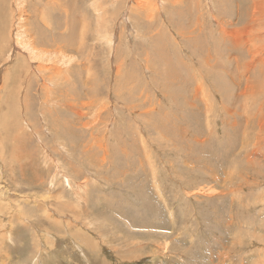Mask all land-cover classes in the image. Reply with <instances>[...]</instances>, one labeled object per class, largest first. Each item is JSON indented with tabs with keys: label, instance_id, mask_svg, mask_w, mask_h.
<instances>
[{
	"label": "rangeland",
	"instance_id": "obj_1",
	"mask_svg": "<svg viewBox=\"0 0 264 264\" xmlns=\"http://www.w3.org/2000/svg\"><path fill=\"white\" fill-rule=\"evenodd\" d=\"M129 1L47 4L34 36L72 44L60 76L11 78L24 62L1 57L0 264H264V41L217 34L247 0Z\"/></svg>",
	"mask_w": 264,
	"mask_h": 264
},
{
	"label": "bare ground",
	"instance_id": "obj_2",
	"mask_svg": "<svg viewBox=\"0 0 264 264\" xmlns=\"http://www.w3.org/2000/svg\"><path fill=\"white\" fill-rule=\"evenodd\" d=\"M19 1V0H18ZM30 1L31 0H24L23 2H20V4H21V7H19V6H17V7H19V8H22L21 10H18L17 12L15 11H12L13 13H11L10 12V14H9V16H7V17H3V13H2V10H0V16H2L1 18H0V35L1 34H3L1 37H0V60H2V55H3V53L8 49V51H9V54L12 52V56H14V57H16L17 56V60L18 61H20L21 59H22V62H24V63H21L20 65H18L19 66V71H18V73L17 74H13V75H10V77L11 78H16V77H33L34 75H40V73H42L44 76H43V78H47V79H51L52 77H54V76H60L61 75V70L60 69H58L56 66H55V64H57V61L58 62H60V60H59V57L58 56H53V55H64V50H63V48H65V46H66V44H65V42L64 41H62V42H59V43H56V41L58 40V38L60 37V35L58 34V36H56V38H57V40L56 41H54L53 43L51 42V43H42V41L43 40H45V37L43 38L42 37V35H40L42 32H43V27L45 28V29H51V27L49 26V24L47 23L48 21H46V22H44L43 20H46V19H44V18H47L48 17V15H45V11H46V7H47V4L48 3H50V8L51 9H47V11H50V10H57V9H60L61 7H60V4L58 5L57 3L60 1V0H56V1H54V2H51V0H46L43 4H41L39 1H37L36 0V3H34V5H36V4H39L40 5V8H34L32 5H31V3H30ZM143 1V0H142ZM145 1V0H144ZM175 1V0H174ZM261 1L262 0H247V2H245V3H247L248 5V7H246V4H245V6H244V4H242L243 6H239L238 7V5H236V8H235V12H234V15L233 16H231V20H230V18H229V20L230 21H225V22H220V25L218 26V28H219V30H217L218 32H217V34H221V37H222V39L223 40H225V41H228L229 42V45L227 46V49H228V51H231L230 49H235V50H239V49H241V47H246V52H249L250 54H252V52H253V50L251 49V47H250V44L251 43H253V44H251L252 46H254L255 47V44H254V42H256L255 41V39H257V41H264V39L263 40H261V36H260V38L259 37H256V36H254V33H256L254 30L255 29H257L258 31H263V26H261V28H260V22L263 20V18H264V16H261L260 15V10L258 9V7H260L261 5L263 6V4H261ZM7 2V1H6ZM16 2V1H15ZM64 2V1H63ZM131 2V4L133 3L134 5L136 4V6H135V9H136V11H138V10H142V8L144 7H142V4L143 3H141V1H139V0H130L129 1V3ZM159 2V1H158ZM210 2V1H209ZM222 2V1H221ZM175 3V2H174ZM13 5H14V3H12ZM11 4V5H12ZM62 4V3H61ZM149 4V3H148ZM183 4H184V2H183ZM193 4V3H192ZM196 4V3H195ZM18 5V4H17ZM55 5H56V7L57 8H55ZM175 5H177V2L175 3ZM15 6V5H14ZM149 6H151L150 4H149ZM183 6V5H182ZM5 7V6H4ZM9 7H11V6H9ZM16 7V6H15ZM16 7V8H17ZM49 7V6H48ZM15 8V9H16ZM64 8V7H63ZM158 5L155 3L154 5H153V12L152 13H148V15L145 17V20H146V18H147V20H149V21H151V20H153L155 17H157L158 16V14H156V13H159V10H158ZM262 8V7H261ZM260 8V9H261ZM9 9H11V8H9ZM147 9V8H146ZM244 10V12H239V10ZM264 9V8H263ZM262 9V10H263ZM13 10V9H12ZM63 10V9H62ZM144 10H145V8H144ZM54 11V12H55ZM143 11V10H142ZM9 12V11H8ZM238 12V16L236 17L235 16V13H237ZM51 13V12H50ZM56 13H57V11H56ZM59 14H60V12H58ZM125 13V12H124ZM138 13V12H137ZM136 13V14H137ZM145 13V12H144ZM52 14V13H51ZM61 14L63 15L64 14V11H63V13L61 12ZM161 14V13H160ZM254 14H256V15H254ZM134 15V14H133ZM59 16V15H58ZM261 16V17H260ZM197 17V16H196ZM228 17V16H227ZM50 18V17H49ZM211 18V17H210ZM4 19H5V21H4ZM255 19V20H254ZM61 20V19H60ZM199 20H200V18H199ZM213 22L215 23V24H217V21H216V17H214L213 19ZM77 21V20H76ZM187 21V20H186ZM264 21V20H263ZM64 21H62V23H63ZM255 22V23H254ZM53 23V22H52ZM57 23V22H56ZM120 23V22H119ZM198 23V22H197ZM254 23V24H253ZM64 24V23H63ZM78 24V23H77ZM127 24V23H126ZM119 25V24H118ZM121 25V24H120ZM61 26H62V24H61ZM66 26H67V24H66ZM55 27H56V25L54 26V28H53V30L55 29ZM60 27V26H59ZM64 27V26H63ZM195 27V26H194ZM31 29H34V30H31ZM67 29V28H66ZM62 31V30H61ZM65 31V30H64ZM63 31V32H64ZM77 31V30H76ZM60 32V31H59ZM62 32V33H63ZM36 33H40V34H38V35H40L41 37H42V39H41V44H45L46 45V47H49V49H44V48H42V50H38V48H37V44H36V42H38V38H35V36H34V34H36ZM44 34H45V32H43ZM66 33V32H65ZM65 33H63V36H64V34ZM122 33V32H121ZM180 33V32H179ZM199 33V32H198ZM56 34V33H55ZM66 35V34H65ZM39 37V36H38ZM65 37V36H64ZM66 37H68L67 35H66ZM118 37V36H117ZM158 37H160V36H158ZM48 38V37H47ZM46 38V39H47ZM55 38V37H54ZM53 38V40H55ZM69 38V37H68ZM183 38V37H182ZM185 38V37H184ZM187 38H189V37H187ZM38 39V40H37ZM52 39V38H51ZM50 39V40H51ZM53 40H51V41H53ZM182 40V39H181ZM212 40V39H211ZM46 41H48V40H46ZM69 41V40H68ZM180 41V40H179ZM184 41V40H183ZM247 41H249V43H247ZM44 42V41H43ZM70 42V41H69ZM70 45H72L71 43H68L67 42V46H69L70 47ZM39 46V45H38ZM67 46H66V48H67ZM19 47H22L25 51H26V54H27V56H25V55H23V54H21L22 52L19 50ZM161 47V46H160ZM185 47V46H184ZM215 47V46H214ZM226 47V46H225ZM40 48V47H39ZM65 48V49H66ZM71 48V47H70ZM185 48H187V47H185ZM259 48H261V47H259ZM71 49H73V48H71ZM243 49V48H242ZM189 50V49H188ZM259 50V49H258ZM209 51V50H208ZM227 51V50H226ZM260 51H261V49H260ZM67 53H73V52H71V51H66ZM188 52V51H187ZM210 52V51H209ZM264 52V51H263ZM262 52V53H263ZM193 53V52H192ZM245 53V52H244ZM259 53V51H257V52H255V53H253V55L256 57V55ZM261 53V54H262ZM239 54V53H238ZM242 54V53H241ZM65 55H67V54H65ZM162 55V54H161ZM6 56H7V54H6ZM29 56V57H28ZM194 56V55H193ZM207 56V55H206ZM252 56V55H251ZM10 57V56H9ZM241 57V56H240ZM12 58V57H11ZM57 58V61L55 62V59ZM232 58V57H231ZM8 59V58H7ZM14 59V58H13ZM191 59V58H190ZM235 59V58H234ZM15 60V59H14ZM16 60V61H17ZM210 60V59H209ZM6 61H8V60H6ZM17 61V62H18ZM146 61V60H145ZM216 61V60H215ZM235 61V60H234ZM12 62V61H11ZM16 62V63H17ZM231 62V61H230ZM8 63H9V61H8ZM15 63V62H14ZM19 63V62H18ZM235 63V62H234ZM238 62H236V64H237ZM249 63H250V60H249ZM24 64V66L23 67H21L22 65ZM29 64V65H28ZM243 64V63H242ZM245 64H247V63H245ZM254 65V62H252V63H250L249 65H247V67L248 68H251L252 66ZM28 66L30 67V70L31 71H29V69L27 70V68H28ZM75 66V65H74ZM205 66H206V64H205ZM208 66H209V64H208ZM0 67H2V65L0 66ZM76 67H78V66H76ZM210 67V66H209ZM259 67H260V69L258 70V71H260L262 74H263V77H264V62H260V64H259ZM258 67V68H259ZM72 68H74V67H72ZM211 68V67H210ZM237 68V67H236ZM75 69V68H74ZM244 69V68H243ZM243 69H241V70H243ZM17 70V69H16ZM245 71H246V69H244ZM243 70V71H244ZM1 69H0V76H1ZM165 71V70H164ZM207 71V70H206ZM209 71V70H208ZM211 71V70H210ZM224 71V70H223ZM13 72V71H12ZM20 72H24L23 74L22 73H20ZM117 72H118V70H117ZM234 72V71H233ZM248 71H246V73H243L242 75H243V78H244V84H245V86L243 87V90H242V95H244V96H246L247 95V93H249V91H250V88L251 87H249V83L252 81V79L251 80H249V77H248V74L249 73H247ZM226 73V72H225ZM238 73V72H237ZM239 73H240V71H239ZM255 73V72H254ZM66 74H67V76H70L71 77V74H69V72L66 70ZM221 74V73H220ZM232 74V73H231ZM233 75V74H232ZM165 76V75H164ZM234 76V75H233ZM236 76V75H235ZM167 77V76H166ZM231 78V77H230ZM87 79V78H86ZM163 79V78H162ZM207 79V78H206ZM253 80H254V78H253ZM261 80H263V79H261ZM70 81V80H69ZM178 81V80H177ZM233 81V80H232ZM256 81V80H255ZM68 82V79H66L65 80V84ZM154 82V81H153ZM165 82V81H164ZM69 83V82H68ZM166 83V82H165ZM174 83V82H173ZM183 83V82H182ZM206 83V82H205ZM234 83V82H233ZM255 83H257V82H255ZM254 83V84H255ZM261 83V82H260ZM167 84V83H166ZM201 84V83H200ZM253 84V83H252ZM259 84V83H258ZM203 85V84H202ZM157 86V85H156ZM200 86V85H199ZM261 84L259 85V90H261ZM85 87V86H84ZM216 87V86H215ZM256 87V86H255ZM257 87H258V85H257ZM197 88V87H196ZM200 88V87H199ZM198 88V89H199ZM211 88V87H210ZM254 88V87H253ZM197 89V91H195V89H194V91L196 92H194V94H193V97H192V99L194 98L195 100H196V98H197V94H198V92H199V90ZM254 89H256V88H254ZM262 89H263V87H262ZM201 90V89H200ZM204 90V89H203ZM259 90H258V92H259ZM175 91V90H174ZM210 91V90H209ZM213 91V90H212ZM263 91H264V89H263ZM0 93H3V91L0 89ZM203 93V92H202ZM216 93H217V91H216ZM264 93V92H263ZM257 94H259V93H257ZM203 95V94H202ZM262 95V94H261ZM205 96V95H204ZM216 96V95H215ZM235 97H236V95H235ZM240 97V96H239ZM171 98V97H170ZM183 98V97H182ZM224 98V97H223ZM226 98V97H225ZM173 99V98H172ZM206 99V98H205ZM244 99V98H243ZM194 101V100H193ZM200 101V100H199ZM206 101V100H205ZM40 102V101H39ZM47 102V101H46ZM231 103V102H230ZM226 105V104H225ZM40 107L42 106V105H39ZM78 106V105H77ZM43 107H45V104H44V106ZM42 107V108H43ZM79 107V106H78ZM92 108V107H91ZM111 108V107H110ZM223 108V107H222ZM258 108V107H257ZM211 109V108H210ZM42 110H44V109H42ZM76 110V109H75ZM97 110V109H96ZM152 110V109H151ZM45 111V110H44ZM44 111H42V113H44ZM99 111V110H98ZM153 111H155L154 110V107H153ZM148 112H150V110L148 111ZM147 112V113H148ZM74 113H76L77 114V117L79 116V118L80 117H82L83 116V114L81 113V112H79V111H74ZM144 113V112H143ZM146 113V112H145ZM144 113V114H145ZM151 113V112H150ZM149 113V114H150ZM206 113V112H205ZM208 114H210V113H208ZM147 115V114H146ZM206 115V114H205ZM19 116H21V115H18V117ZM100 116V115H99ZM130 116V115H129ZM133 119V118H132ZM257 122V121H256ZM264 125V124H263ZM261 127H263V126H261ZM42 129V128H41ZM87 129V128H86ZM211 129V128H210ZM261 129V128H260ZM262 130H264L263 128H262ZM87 131V130H86ZM246 131V130H245ZM261 131V130H260ZM95 136V135H94ZM106 136V135H105ZM218 139V138H217ZM196 141V140H195ZM199 142V141H198ZM204 142V141H203ZM202 144V143H201ZM92 145H93V143H92ZM251 146V145H250ZM255 146V145H254ZM86 150V149H85ZM51 151V150H50ZM98 151V150H97ZM104 151V150H103ZM255 151V150H254ZM126 153V152H125ZM72 158V157H71ZM77 159V158H76ZM101 161V160H100ZM148 164H150V163H148ZM164 167V166H163ZM221 168V167H220ZM174 172V171H173ZM156 173V172H155ZM217 180V179H216ZM71 181V180H70ZM86 183V182H85ZM84 183V187H85V184ZM83 184V183H82ZM81 186H83V185H81ZM81 186H77V185H75V188L76 189H79ZM156 188V187H155ZM80 190V189H79ZM199 192V191H198ZM215 192V191H214ZM81 193V192H80ZM201 193V192H200ZM208 193H212V192H207L206 194H208ZM190 194V193H189ZM209 197L210 196H213V194H209L208 195ZM47 198V197H46ZM50 198V197H49ZM60 198V197H59ZM77 198V197H76ZM57 200H55V202H56ZM47 202V201H46ZM51 202V201H50ZM61 202V201H60ZM63 202V201H62ZM40 203V202H39ZM49 203V202H48ZM58 203V202H57ZM60 204H62V203H60ZM63 205H66V203L65 204H63ZM53 206V204L52 205H50L49 206V208L50 207H52ZM66 206H68V205H66ZM56 207H57V205H56ZM60 206H58V208H59ZM74 208V207H73ZM65 209V208H64ZM69 209V208H68ZM59 211H58V214H62V213H64V212H61L62 210L61 209H58ZM61 210V211H60ZM66 210V209H65ZM19 211H20V209H19ZM54 211H56V209H53L52 210V212H54ZM36 212V211H35ZM57 213V212H56ZM67 213V212H66ZM264 213V212H263ZM44 215V214H43ZM46 215V217H50V214H45ZM25 216V215H24ZM65 216V215H64ZM66 216H68V215H66ZM24 219V218H23ZM46 219V218H45ZM65 221V220H64ZM65 222H67V221H65ZM60 227V226H59ZM61 228V227H60ZM11 229V228H10ZM12 230V229H11ZM184 230V229H183ZM64 231V230H63ZM82 231V230H81ZM74 233V232H73ZM86 233V232H85ZM78 234V233H77ZM83 235H84V233H83ZM79 236H80V234H79ZM85 236V235H84ZM74 237V236H73ZM77 237V236H76ZM82 237V236H81ZM90 238V237H89ZM176 238V237H175ZM90 241V240H89ZM89 241H87V242H89ZM158 241V240H157ZM52 243V242H51ZM32 244V243H31ZM164 245V244H163ZM79 246V245H78ZM32 247H33V245H32ZM163 247V246H162ZM168 247V246H167ZM80 248H82V247H80ZM190 249V248H189ZM31 252H33L32 250H31ZM37 252V251H36ZM79 252V251H78ZM80 252L81 253H83L84 252V250L82 249V250H80ZM164 252H165V250H164ZM172 253V252H171ZM39 254H40V251H39ZM83 255H85V254H83ZM34 257V256H33ZM83 258V257H82ZM154 260V259H153ZM157 260V259H156ZM171 262V261H170ZM36 263H37V261H36ZM47 264V263H46Z\"/></svg>",
	"mask_w": 264,
	"mask_h": 264
},
{
	"label": "crops",
	"instance_id": "obj_3",
	"mask_svg": "<svg viewBox=\"0 0 264 264\" xmlns=\"http://www.w3.org/2000/svg\"><path fill=\"white\" fill-rule=\"evenodd\" d=\"M106 264V263H105Z\"/></svg>",
	"mask_w": 264,
	"mask_h": 264
}]
</instances>
